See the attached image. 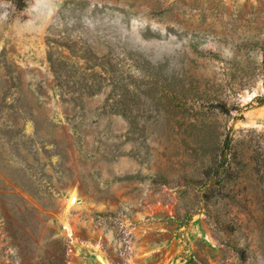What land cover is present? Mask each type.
<instances>
[{"label":"rangeland","instance_id":"rangeland-1","mask_svg":"<svg viewBox=\"0 0 264 264\" xmlns=\"http://www.w3.org/2000/svg\"><path fill=\"white\" fill-rule=\"evenodd\" d=\"M2 151L37 261L264 264V0H0Z\"/></svg>","mask_w":264,"mask_h":264},{"label":"trees","instance_id":"trees-1","mask_svg":"<svg viewBox=\"0 0 264 264\" xmlns=\"http://www.w3.org/2000/svg\"><path fill=\"white\" fill-rule=\"evenodd\" d=\"M0 170L6 175L11 177L16 184L22 186V188L30 193H36L39 187L27 179H22L16 176L15 172L11 170V160L7 156L5 151L0 152ZM8 189V186H0V190ZM14 195L10 192L0 193V205L4 210L5 222L8 224L7 232H9L13 239L14 246L20 250L21 262L23 264H65V252L60 249L59 252H55L52 255V260L49 261L45 255H39V261H37V254L33 245V232H28L19 223V219L16 217L18 214L24 217L25 208L21 207L19 203L14 202ZM46 251V254H49Z\"/></svg>","mask_w":264,"mask_h":264},{"label":"bare ground","instance_id":"bare-ground-1","mask_svg":"<svg viewBox=\"0 0 264 264\" xmlns=\"http://www.w3.org/2000/svg\"><path fill=\"white\" fill-rule=\"evenodd\" d=\"M100 260H101L102 264H111V263L109 262V260L106 259L105 257L100 256Z\"/></svg>","mask_w":264,"mask_h":264}]
</instances>
